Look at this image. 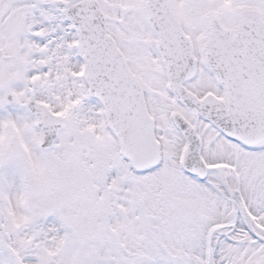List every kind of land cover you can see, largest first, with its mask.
I'll list each match as a JSON object with an SVG mask.
<instances>
[{
    "label": "snow or ice",
    "instance_id": "6c2138e0",
    "mask_svg": "<svg viewBox=\"0 0 264 264\" xmlns=\"http://www.w3.org/2000/svg\"><path fill=\"white\" fill-rule=\"evenodd\" d=\"M0 264H264V0H0Z\"/></svg>",
    "mask_w": 264,
    "mask_h": 264
}]
</instances>
